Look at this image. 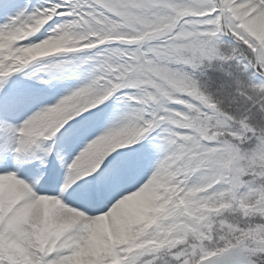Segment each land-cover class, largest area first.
<instances>
[{"label":"snow or ice","instance_id":"snow-or-ice-1","mask_svg":"<svg viewBox=\"0 0 264 264\" xmlns=\"http://www.w3.org/2000/svg\"><path fill=\"white\" fill-rule=\"evenodd\" d=\"M0 264H264V0H0Z\"/></svg>","mask_w":264,"mask_h":264}]
</instances>
